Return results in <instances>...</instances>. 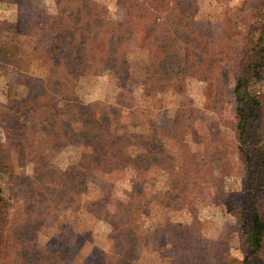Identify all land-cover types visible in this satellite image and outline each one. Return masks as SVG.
I'll list each match as a JSON object with an SVG mask.
<instances>
[{
    "label": "rangeland",
    "instance_id": "rangeland-1",
    "mask_svg": "<svg viewBox=\"0 0 264 264\" xmlns=\"http://www.w3.org/2000/svg\"><path fill=\"white\" fill-rule=\"evenodd\" d=\"M259 3L0 0V264L263 261L246 262L240 232L232 75ZM198 40L211 52L185 59ZM253 88L264 112V78ZM108 132L113 154H95ZM122 144L154 150L120 162Z\"/></svg>",
    "mask_w": 264,
    "mask_h": 264
},
{
    "label": "trees",
    "instance_id": "trees-1",
    "mask_svg": "<svg viewBox=\"0 0 264 264\" xmlns=\"http://www.w3.org/2000/svg\"><path fill=\"white\" fill-rule=\"evenodd\" d=\"M178 4H176L177 6ZM258 16H256V21L251 24L247 34V41L245 42V48L239 54V58L237 59V64H235V69L232 70L235 87H234V96L236 101V116H237V129L239 134V139L241 141V145L243 147L255 148L259 154L255 156H251V154H247V148L245 151V160L248 166V173L250 181L248 182L247 193L244 198V205L241 210L242 214L240 217V232L243 239V242L246 245L247 255L246 262L252 256L255 257H263L264 258V203H260L262 201L259 196V190L257 188L258 185L264 184V155L259 152V150L263 151L264 142H260L262 140L261 131L258 128V122L262 118V103L263 97L258 91H255L253 88L258 82H260L264 77V0H260V3L254 10ZM257 33V37H254L252 33ZM183 51L182 54L185 53V59L191 56H199L202 57L204 54L202 50L207 51L206 54L210 53V47L207 46V43H203L201 40L195 42L193 45L190 41L183 42ZM188 45V46H187ZM187 46V47H186ZM182 47L174 46L172 51H180ZM202 49V50H201ZM174 52V53H175ZM220 52H218V56ZM226 58V57H225ZM182 57L179 58L177 56V66L173 71L179 72L182 70ZM163 61V58L160 59ZM226 67V64L223 66ZM155 69L151 70V73L156 74ZM156 71L163 72L162 69L156 68ZM182 70L180 74H183ZM224 71V68L221 72ZM174 72H170V78L173 77ZM223 73V72H222ZM224 74V73H223ZM68 107V105L66 104ZM112 134H107V138L101 139L99 141V148L94 150L95 154L102 150V148L108 152L109 154H113L111 149L109 148L108 141ZM114 138L115 144H120L121 136L116 135ZM96 139V138H95ZM126 144H122L119 146V161L123 159L128 153L132 156H146L148 154H152L154 148H151L147 145L146 148H142L140 152H128L125 147ZM90 148H93V145L89 144ZM107 147V148H106ZM118 157V156H116ZM93 162V161H92ZM92 165V163H91ZM89 166V169H93L94 171H100L104 174H109L114 171V169L109 170L106 168L107 166H99L93 165ZM120 167L117 169H122ZM137 176L142 177L145 176V172L149 170V168L145 169H137ZM2 188L0 187V210L2 209L1 201H4L2 195ZM259 196V197H258ZM126 222V226H127ZM126 230V228H125ZM124 257V256H123ZM260 264H264V259Z\"/></svg>",
    "mask_w": 264,
    "mask_h": 264
}]
</instances>
